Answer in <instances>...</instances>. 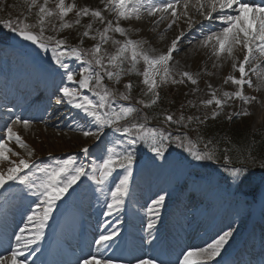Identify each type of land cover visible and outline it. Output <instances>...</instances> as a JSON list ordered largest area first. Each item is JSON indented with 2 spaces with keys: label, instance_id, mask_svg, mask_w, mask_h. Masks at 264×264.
<instances>
[{
  "label": "rangeland",
  "instance_id": "374dc122",
  "mask_svg": "<svg viewBox=\"0 0 264 264\" xmlns=\"http://www.w3.org/2000/svg\"><path fill=\"white\" fill-rule=\"evenodd\" d=\"M66 2H72V0H66ZM74 2L77 9L87 6L91 9L101 10L105 21L101 22L88 15L80 17V23L75 24L73 22L77 17L76 10H74L65 17L66 21L73 23V27L64 29L61 32L48 30L45 34L65 38L68 44L71 42L73 46H78L81 39H83L82 47L91 48L98 42V39L93 40L90 37H82L81 34L85 31V26L91 24V35H95L97 30L103 31L108 20L113 21L115 25L117 22L116 14L105 8L107 0H74ZM50 7H54V0H50ZM27 15L28 10L25 0H0V20L23 18ZM190 15L196 21L195 29L192 32V35H195L196 26L200 25L203 17L192 10H190ZM32 17H29V22L34 21ZM158 18L159 14L150 16L145 12L142 13L139 19L135 17L127 20L121 18L119 24L128 29V38L146 41L145 49H154L151 54L158 55L166 52L171 45V41L179 36L182 31L185 33L189 31L187 19L183 16H180L172 24L171 29L168 28L171 17L157 24ZM53 23L58 27L61 21L54 19ZM11 34L7 29L0 26V120L2 117L5 120L15 119L13 113H19L23 118L32 119L33 123L29 129L23 128L22 125H16L14 130L34 150V154L30 158L27 157V149H21L14 141L11 143V147L25 158L45 163H51L54 159H63L69 155H75L79 160L87 163L88 160L80 152V149L84 146L90 148L89 159L93 156L99 157L104 151V145L96 142L94 137H84L82 131H74L70 127L73 121L84 123V114L66 103L57 104L60 96H56V90L64 84H68L73 88L78 86L64 80L61 71L58 70L54 61L50 60V53L43 52L37 45L29 47L13 45L10 39ZM110 35L117 40L125 39L119 33H110ZM189 39H191V36L183 39V42L180 43V50L173 53L174 59L169 66L173 70L176 80L181 79V73L189 72L197 80V83L192 84L184 78L183 83H169V89L165 88L168 84L160 85L157 91L160 94L161 102L162 99L164 100L165 94L169 92H171L170 95L173 96V99H171L170 107L167 106L164 109V114L157 117L159 121H152L150 113L151 109L158 108V103L149 108H142V112L151 126H163L170 129L175 135L187 133L188 137L194 141V148L213 151L214 158L212 160L196 161L178 144H172L169 152L166 153L168 162L165 164L160 160L154 162L152 160L154 154L149 151L147 157L134 167V182L130 186L131 195L126 201L124 211L114 212L111 216L104 214L106 212L105 195L99 193L94 195L91 187L88 189L87 196L78 195L83 188V184L80 188H77L76 192L70 190V195L66 196L64 201L58 203L56 212L48 221V227L44 230V239L32 246L33 249H36L35 254L25 253L30 264L31 262L42 264L41 259L36 260L35 257L38 251L44 249L47 245H53L51 253L54 255L55 261H52V264H65L70 256L75 257L76 260L72 264H77L78 258L97 250V246L93 241L98 233L103 232L105 228H115L121 234L123 230L128 229L129 225V241L131 240L135 245L127 242L126 246L128 247L125 246L124 248L123 246L122 248L123 239L121 242L119 238L113 244V250L107 253V255L123 257V264H128L133 257L145 254L164 257L165 254L168 255L167 251L169 249L170 252V248L173 250L172 258H170L176 259L180 255L176 253L177 251L183 252L189 247H205L224 231L233 227L237 229L233 237L225 246L221 256L210 262V264H220L221 262L226 264H264V179H262L264 169L259 167V164L264 161L254 159L251 153H248L245 159L246 153L243 154L244 156L240 155L241 159L236 157L235 160H232V157L229 158L224 152L217 153L218 146L212 140L205 149V144L209 140L203 135V126L209 120L224 122V120L243 118L251 124L254 131L264 129V85L254 74H250L253 83L250 87L245 86L244 93L248 96H254L256 99L250 103H245L239 98L228 99L224 96V93L235 92L238 87L231 82L225 83V80L228 75L239 78V72L234 70L233 64H238L239 61L243 60L245 51L242 48L236 49L237 61H233L226 55L221 57L214 55L211 46H202V37L196 36L195 39H191V43L188 42ZM103 48L107 49L109 53L115 51V47L111 42L103 45ZM67 62L74 72H79V61L68 58ZM128 68L129 66L126 64L125 71ZM143 68L144 65L141 62L137 65L135 72L122 75L118 83L114 80H108L106 77L103 83L115 89L119 96L120 93L127 91L125 85L131 82L133 85L130 90L131 98L129 101H123V103H131L137 107H142L138 104L139 100H144L147 104L151 99L150 95L144 94L147 89L142 83V75L138 74L142 73ZM48 69L50 70L48 71ZM112 70L115 71V69ZM46 71L48 72L46 73ZM47 74L48 76H45ZM80 78L81 76L77 74L76 80ZM38 80L47 84V81H50L47 87L50 93L49 90L46 93L42 91L44 83L41 87H39L41 84L34 83L35 81L38 83ZM52 90L55 91L53 97L51 96ZM213 90L216 91L217 98L225 101L222 108H218L215 103L212 105L204 103L212 99ZM80 91L85 95H92L88 89H80ZM15 92L21 95L20 98L6 96V93L14 94ZM28 95L31 97L28 98ZM11 99L13 104L19 102V105L11 106ZM118 102L121 101L118 100ZM213 112H218V115L213 117ZM241 112H247L248 114L236 115V113ZM165 114H173L174 117L180 115L186 118L189 116L198 117L199 119L187 122L184 127L174 124L165 125L163 121ZM149 119L151 122L148 121ZM2 125L3 122L1 121L0 126ZM178 127L179 130H177ZM225 138L226 136L222 138V141ZM139 148L140 144H137L134 148L136 154L140 151ZM225 156L229 159H224ZM11 158L18 160L16 156ZM161 164L163 167L159 166ZM226 166L252 169V174L244 180L252 182V187L245 188L248 192L241 191L243 189L233 187L228 182L225 171ZM7 167H9L7 162H0V168L6 170ZM122 174L123 169L114 174L113 181ZM184 176L194 178L195 183H192L190 179L187 183L182 182L180 186H177V177L182 178ZM88 183L91 184V181H88ZM165 190L169 193V196L166 199L165 207L161 210V220L158 227L161 234L165 219L168 217L166 230L171 241L169 244L167 242L165 247H163V244L155 247L154 251L148 243L141 239V237L147 236L148 231L146 223L149 217L146 207L152 199L156 198L157 194ZM106 191L107 187L105 186V193ZM254 191H258L257 197L248 194ZM14 198L7 208L0 212V238L2 239H4V230L10 228L13 235L19 227L23 226L29 205L32 204L34 199L26 195ZM72 198L78 200L72 201ZM19 205L20 207L25 206V208L22 210L20 207L18 208ZM170 207H173L171 212ZM21 212L22 216H19ZM125 212L126 215H124ZM80 216H85L87 220L92 219L88 222L89 227L86 229L87 237H82L84 241L78 238ZM55 218H57V221L54 222L52 219ZM171 222L173 223L171 228H175V231L171 229L170 233L169 226ZM123 225H127L126 229L122 228ZM51 226L53 228L50 230ZM174 237L178 242L167 246L173 242ZM52 238L55 239V242H50ZM78 243L84 249V254L81 257L77 253ZM137 243L141 244V249H136ZM100 250L103 251V249ZM235 252H238L237 258L239 260L237 261H233Z\"/></svg>",
  "mask_w": 264,
  "mask_h": 264
},
{
  "label": "snow or ice",
  "instance_id": "6c2138e0",
  "mask_svg": "<svg viewBox=\"0 0 264 264\" xmlns=\"http://www.w3.org/2000/svg\"><path fill=\"white\" fill-rule=\"evenodd\" d=\"M25 4L27 16L0 20V26L15 34L17 38L31 42L43 52L50 53V60L54 61L64 80L78 86L77 88L68 84L61 86L58 91L62 95L57 104L66 103L80 110L84 114L85 122L73 121L70 127L74 131H82L84 137H94L96 142L104 145V151L99 157L93 156L89 159V146L82 147L80 152L88 160L87 163L75 155L57 158L51 163L37 162L29 159L33 156L34 150L14 130L16 125L29 129L33 120L22 119L21 114L13 113L15 119L4 121L0 126V162H7L9 167L6 170L0 168V212L7 208L13 197L26 195L34 199L29 205L23 226L14 232V238L10 237L7 240L0 238V264H30L25 253L35 254L36 249L32 246L44 239V230L48 227V221L56 211L58 203L70 195V190L76 192L81 184L83 188L78 195L87 196L89 187L92 188L94 195L97 193L105 195V215L111 216L114 212L124 211L126 201L131 195L130 186L134 182V167L137 165L134 148L137 144L148 146L154 154L152 156L154 162L160 160L166 164L168 162L166 153L172 144H178L196 161L214 158L213 151L194 148V141L187 133L175 135L163 126H151L143 116L142 108L152 107L160 100L157 91L160 85L183 83L184 78L192 84L197 83L189 72L181 73V79L176 80L169 66L174 59L173 53L180 50L179 45L183 39L189 36L195 39L196 36H200L202 46H211L214 55L217 57L226 55L233 61H237L236 49L242 48L245 51L243 60L233 64L234 70L239 72V78L228 75L225 80V83L231 82L238 87L235 92L224 93L228 99L239 98L245 103L256 99L244 93L245 86L250 87L253 83L250 74H254L264 85V0H107L105 8L116 14L117 22L114 25L113 21L108 20L103 31L97 30L95 35H91L92 25H86L82 37L98 39L93 47L87 49L82 47L83 39L78 46H73L69 45L65 38L45 33L48 30L61 32L71 28L73 23H80L79 18L82 16L91 15L104 22L105 17L101 10L87 6L77 9L74 0L72 2L54 0V7H50V0H25ZM74 10L77 19L70 23L65 17ZM190 10L203 17L195 35H192V30L196 21L190 15ZM145 12L150 16L159 14L157 24L171 17L169 29L180 16H183L187 19L189 31L188 33L182 31L173 39L166 52L152 55L154 49H145L146 41L128 38V29L119 24L121 18L139 19ZM33 15L35 20L29 22V17ZM54 19L61 21L58 27L53 23ZM217 24L219 26L215 27ZM110 33H119L125 39L117 40ZM191 39L188 40L189 43ZM109 42L115 47L114 53H109L103 48V45ZM68 58L80 62L78 73L71 69L67 62ZM141 62L144 68L142 73L138 74L142 75V83L147 89L144 94L150 95L151 99L147 104L144 100H139L138 104L142 107H137L131 103H123L131 98L130 90L133 87L131 82L125 85L127 91L120 93L119 96L115 89L103 82L106 77L118 83L122 75L135 72ZM126 64L129 66L127 71ZM77 74L81 76L79 80H76ZM80 89H88L92 95H85ZM204 103L206 105L215 103L218 108H222L225 101L217 98L216 91L213 90L212 99ZM216 115L218 112H213V117ZM198 119L191 116L186 118L183 115L174 117L173 114L163 116L165 125L174 124L179 127ZM13 141L21 149H27L29 158L21 156L11 147ZM210 143L209 140L205 144V149ZM12 156L18 157V160L12 159ZM224 159L229 158L225 156ZM159 166L163 167L162 164ZM259 167L264 169V162L260 163ZM119 169H123V174L113 181L114 174ZM225 171L228 182L233 187H239L245 178L252 174V169L248 167L226 166ZM190 179L195 183V179L190 176L177 177V186L182 182L187 183ZM88 181H91V184ZM110 181L112 182L109 183ZM168 196L166 190L162 191L146 207L149 217L146 223L148 231L147 236L141 239L154 248L164 243L158 223ZM236 230L235 227L229 228L205 247L187 248L174 261L159 255L145 254L130 259L128 264H210L221 256ZM120 235L115 228H105L93 241L97 250L78 258L77 264H123V257L107 255L113 250V244Z\"/></svg>",
  "mask_w": 264,
  "mask_h": 264
},
{
  "label": "trees",
  "instance_id": "16d2710c",
  "mask_svg": "<svg viewBox=\"0 0 264 264\" xmlns=\"http://www.w3.org/2000/svg\"><path fill=\"white\" fill-rule=\"evenodd\" d=\"M32 18L35 20L34 15ZM69 45H71V42L69 43ZM165 88L169 89V84ZM170 94L171 92L165 94L164 100L162 99V102L161 99L159 100L158 108L154 110L151 109V116H155L156 118L154 119L151 117L152 121H159V118L157 117L164 114V109L167 108V106L170 107V103H172L171 99H173V96ZM151 120L149 119L148 121L151 122ZM252 130L253 129L251 127V124L243 118L224 120V122L209 120V122H207L203 126V135H205L208 140H212V142L217 144L219 151H217V153L220 154L224 152L229 158L232 157V160H235L236 157H239L241 159L240 155L244 156L243 154L246 153V155L244 156L245 159L247 158L246 156L248 155V153H251V155L254 156V159L264 161V129H261L259 131ZM225 136V140L222 141V138ZM139 149L140 151L137 155L139 156V159H142L149 148L146 144H140ZM247 187H252V182H250L249 180L244 181L237 188L243 189L241 191H246L245 188ZM248 194L257 197L258 191L249 192Z\"/></svg>",
  "mask_w": 264,
  "mask_h": 264
},
{
  "label": "bare ground",
  "instance_id": "6f19581e",
  "mask_svg": "<svg viewBox=\"0 0 264 264\" xmlns=\"http://www.w3.org/2000/svg\"><path fill=\"white\" fill-rule=\"evenodd\" d=\"M215 15V14H214ZM202 19V18H201ZM199 21H202V20H199ZM219 25L217 24L215 27H218ZM197 28H199V26H196V29ZM194 29L195 28H193V30H192V32L194 31ZM213 30H215V28L213 29ZM50 69H48V71H49ZM48 71H46V73L48 72ZM45 76H48V74L47 75H45ZM39 81V80H38ZM53 81V80H52ZM48 82V84L50 83V81H47ZM34 83H36V84H41L39 87H41L42 86V82H34ZM48 84L47 83H45V85H44V89L42 90L44 93H46V91L47 90H49V89H47V87H48ZM49 93H50V90H49ZM54 93H55V91L54 90H52V94H51V96L53 97V95H54ZM62 95V93H59V91L58 90H56V96H61ZM6 96H12V98H20V94L18 93V92H15L14 94H12V93H6ZM31 97V96H30ZM29 97V95H28V98H30ZM10 102H11V106H14V105H19V102H17L16 104H13L12 103V99L10 100ZM52 102V101H51ZM21 103V102H20ZM19 108H20V106H19ZM18 111H19V109H18ZM1 112V111H0ZM23 118V117H22ZM6 120H8V119H6ZM3 122L4 123V121H5V119H4V117H2L1 118V120H0V122ZM162 181V180H161ZM160 183V182H159ZM79 190V189H78ZM14 198V197H13ZM15 199V198H14ZM74 200H78V199H74ZM73 200V198H72V201H74ZM79 201H81V199H79ZM20 202V201H19ZM21 203V202H20ZM21 204H23V203H21ZM13 205V204H12ZM81 205V204H80ZM15 206V205H14ZM13 207V206H12ZM17 207V206H16ZM20 207V205L18 206V208ZM22 210L25 208V206H21L20 207ZM16 210V209H15ZM14 211V210H13ZM14 212H16V211H14ZM56 212V211H55ZM18 213V212H17ZM58 214V213H57ZM19 216H22V212L21 213H19ZM90 217V216H89ZM70 219V218H69ZM13 220V219H12ZM11 220V222H13ZM72 220V219H71ZM90 220H92L91 218H90ZM90 220H86V222H87V226H86V229L89 227L88 226V222H90ZM53 221L55 222V221H57V218H55V219H53ZM73 221V220H72ZM172 222H171V225L169 226V232L171 233V229L172 230H174L175 231V228L173 229V228H171V226H172ZM79 225H80V221H79ZM9 227V226H8ZM1 229V228H0ZM7 229V228H6ZM10 230V231H9ZM9 230H4L5 232H3V235H4V240L6 239V236H7V239L8 238H10V237H13V235H12V231H11V229L9 228ZM130 230L129 229H127V232L128 233H130L129 232ZM7 232V233H6ZM161 236L163 237L164 236V241L166 242V244H167V242H168V244H169V242L171 241V239L169 240V235H168V233H167V230H166V232H165V234H163L162 232H161ZM14 238V237H13ZM6 239V240H7ZM122 242V241H121ZM131 243H133L131 240H130V244ZM164 244L165 243H163V247H164ZM78 245H79V243H78ZM117 245V244H116ZM132 245V244H131ZM133 245H135V243H133ZM140 243H137V246H136V249H141V247H140ZM171 245H174V244H170V245H167V246H171ZM195 245H197V244H195ZM123 246H124V248H125V244H123V242H122V248H123ZM120 247V246H119ZM192 247V246H191ZM153 248V250L155 251V248L154 247H152ZM190 248V247H189ZM117 249V248H116ZM121 249V248H120ZM65 250V249H64ZM127 250H128V248H127ZM76 251V250H75ZM119 251V250H118ZM78 252H79V250H78ZM122 252H123V250H122ZM125 253V252H124ZM129 253V252H128ZM176 253H179V254H181L182 253V251H177ZM119 254H121L120 253V251H119ZM124 255H126V254H124ZM130 256H134V255H130ZM141 256V255H140ZM134 258V257H133ZM171 261H174L175 259H170ZM237 260H239V259H236V260H233V261H237ZM71 264V263H70Z\"/></svg>",
  "mask_w": 264,
  "mask_h": 264
},
{
  "label": "water",
  "instance_id": "95a60500",
  "mask_svg": "<svg viewBox=\"0 0 264 264\" xmlns=\"http://www.w3.org/2000/svg\"><path fill=\"white\" fill-rule=\"evenodd\" d=\"M11 41L13 44L20 45L23 47H29L33 45L31 42L23 41L22 38H17L15 34H11Z\"/></svg>",
  "mask_w": 264,
  "mask_h": 264
}]
</instances>
